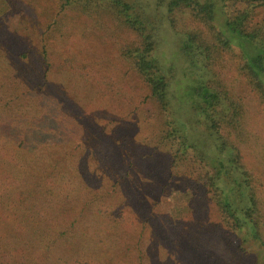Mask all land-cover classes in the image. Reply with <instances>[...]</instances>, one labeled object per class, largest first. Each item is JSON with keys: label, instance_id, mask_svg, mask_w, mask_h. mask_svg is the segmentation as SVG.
<instances>
[{"label": "trees", "instance_id": "1", "mask_svg": "<svg viewBox=\"0 0 264 264\" xmlns=\"http://www.w3.org/2000/svg\"><path fill=\"white\" fill-rule=\"evenodd\" d=\"M4 1L0 264H94L96 250L98 259L109 253L101 250L128 218L112 201L139 200L122 125L144 122L157 127L153 151L182 184L179 201L207 205L231 234L219 245L242 263L264 264V113L260 121L252 113L264 106V0H159L175 36L173 61L158 55V27L135 1ZM220 7L251 53H238L217 24ZM57 79L79 97L57 92ZM82 94L87 102H77ZM28 95L38 99L34 111ZM183 106L195 128L215 137L216 159L188 135ZM121 243L113 264L129 254ZM219 245L195 255L214 264Z\"/></svg>", "mask_w": 264, "mask_h": 264}, {"label": "rangeland", "instance_id": "2", "mask_svg": "<svg viewBox=\"0 0 264 264\" xmlns=\"http://www.w3.org/2000/svg\"><path fill=\"white\" fill-rule=\"evenodd\" d=\"M132 1L141 5L142 13L156 23L158 27V55L167 61L169 59L173 61L175 54V36L174 32L167 27L166 7L159 6V0ZM6 9L7 4L4 0H0V12ZM216 16L217 24L222 28V31L226 35L234 38L233 44L236 51L244 54L251 53V45L246 42L242 43L239 39H236L243 38L226 27L225 16L221 13V7L220 11H217ZM0 59L5 60L6 57L0 53ZM57 83L60 87L56 88L57 92L65 93L67 89L70 90V94L73 97H79V90L76 91L75 89L77 87L74 89L69 86V81H67L68 85L64 79H59ZM71 90L74 91L71 92ZM28 97V109L34 111L37 107L38 99L30 95ZM82 99L86 100V102L88 100L87 96L82 94L81 99H78L77 102H81L80 100ZM256 106L252 107V113L257 115L256 119L260 121L261 114L264 113V106ZM187 112L188 108L183 106L178 112V117L182 121L187 122L188 135L192 140L197 142V148L200 151L216 159L220 152L212 145L215 142V137L195 128L193 121L189 116L187 117ZM188 114L191 115V113ZM121 131L124 132V135L121 136L124 138L127 137V144L125 145L127 156L129 155L132 160L134 155L136 158L133 166L138 174L135 188L139 191V200L126 199L112 201L120 205V210L128 218L132 219L128 220L127 218L126 227L117 228L112 231L113 234L116 233L115 235L109 236L112 241L105 246L106 248L101 250L109 253L100 254V259H98V251L96 250L97 254L94 256L95 259L91 261H95L94 264H113V250L118 248L116 245L121 240L123 250L127 247L129 254L126 256L120 255L117 264H139V260H137L139 252L143 258L142 264H203L199 261L201 257L195 255V251L198 254H203L205 246L210 241L219 245L222 240L221 237L229 240L231 237L230 232L222 230L223 225H221L220 219L207 205L194 203L193 206L186 207V202L182 203L179 201L182 200V197H177L175 192L181 188L182 184L180 185V181L174 178V175L168 174L163 152L159 150L153 151L154 143L152 138L157 131L154 123H138L132 127L122 125ZM251 157L252 155L250 157L246 156V160L250 166H255ZM93 161L92 165L95 164ZM91 169L96 172L99 171L97 166H93ZM260 174L264 180V171L262 169L260 170ZM131 184L128 183V185ZM226 186L230 188L231 183L229 180H227ZM127 197H129L127 190L123 194L118 195L119 199ZM147 217L150 218V222H147L145 228L143 227L144 231L139 238V234L143 229L142 224L145 223L144 219ZM140 223H142L141 226L139 225ZM112 229L114 228L104 229L101 233H110ZM210 236H213V238L210 239ZM131 240H133L136 246L137 244L139 245L137 247L138 249L132 247ZM216 250L220 254L216 252V255L219 257L214 261V264H245L242 263V259L236 257L230 250L222 248L221 245ZM245 259L249 263L253 260L250 257Z\"/></svg>", "mask_w": 264, "mask_h": 264}]
</instances>
